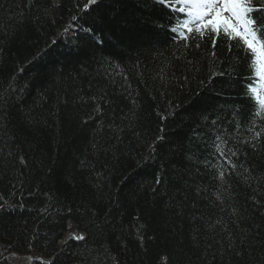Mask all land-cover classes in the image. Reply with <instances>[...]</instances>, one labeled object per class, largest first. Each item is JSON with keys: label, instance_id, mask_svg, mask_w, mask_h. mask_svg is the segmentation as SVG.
Masks as SVG:
<instances>
[{"label": "trees", "instance_id": "trees-1", "mask_svg": "<svg viewBox=\"0 0 264 264\" xmlns=\"http://www.w3.org/2000/svg\"><path fill=\"white\" fill-rule=\"evenodd\" d=\"M85 5L0 0V264H264L250 57L154 0Z\"/></svg>", "mask_w": 264, "mask_h": 264}, {"label": "snow or ice", "instance_id": "snow-or-ice-1", "mask_svg": "<svg viewBox=\"0 0 264 264\" xmlns=\"http://www.w3.org/2000/svg\"><path fill=\"white\" fill-rule=\"evenodd\" d=\"M98 2L99 0H88V5H97ZM154 3L184 15L185 18L178 19L176 25L171 28V31L184 41L190 39V34L200 39L207 36L215 46L216 38L223 35L243 49L245 55L250 57L254 81L246 84L245 94L253 101L254 116L264 118V0H154ZM88 5H85L86 9ZM251 123L249 131H254L256 119ZM262 133L264 128L258 132L254 131L253 139L260 138ZM216 147L221 155H224L221 146ZM232 155H235V152H232ZM221 176L223 177V173ZM70 238L84 239L83 236L77 235Z\"/></svg>", "mask_w": 264, "mask_h": 264}, {"label": "bare ground", "instance_id": "bare-ground-1", "mask_svg": "<svg viewBox=\"0 0 264 264\" xmlns=\"http://www.w3.org/2000/svg\"><path fill=\"white\" fill-rule=\"evenodd\" d=\"M177 6V8L179 7V5H176ZM166 9H168L169 11H171V12H174L172 9H169V7L168 8H166ZM173 19H175L174 17H173ZM176 22H177V20H173V22H171V24L169 25V31L172 33V35H173V37L175 36V38H177V39H181L177 34H175V33H173L172 31H171V28L172 27H174L175 25H176ZM81 32L82 33H85V31L83 30V29H81ZM90 33L89 32H87V35H89ZM254 83V82H253ZM62 242V240H60V243ZM19 258H23V257H19ZM26 261H28V260H26ZM29 262V261H28ZM23 264H26V262H24Z\"/></svg>", "mask_w": 264, "mask_h": 264}, {"label": "rangeland", "instance_id": "rangeland-1", "mask_svg": "<svg viewBox=\"0 0 264 264\" xmlns=\"http://www.w3.org/2000/svg\"><path fill=\"white\" fill-rule=\"evenodd\" d=\"M72 31L74 32L75 30H72ZM72 233L74 235H78L75 230L72 231ZM26 260H27V258H15V259L12 260V263L11 264H18V263H24V262H26V263L29 264V262L26 261Z\"/></svg>", "mask_w": 264, "mask_h": 264}]
</instances>
